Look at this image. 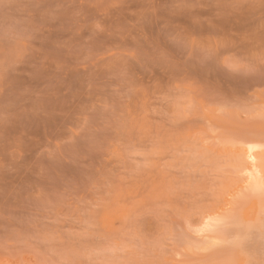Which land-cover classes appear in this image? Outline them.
<instances>
[{
    "label": "rangeland",
    "instance_id": "obj_1",
    "mask_svg": "<svg viewBox=\"0 0 264 264\" xmlns=\"http://www.w3.org/2000/svg\"><path fill=\"white\" fill-rule=\"evenodd\" d=\"M262 70L264 0H0V264H262Z\"/></svg>",
    "mask_w": 264,
    "mask_h": 264
},
{
    "label": "snow or ice",
    "instance_id": "obj_2",
    "mask_svg": "<svg viewBox=\"0 0 264 264\" xmlns=\"http://www.w3.org/2000/svg\"><path fill=\"white\" fill-rule=\"evenodd\" d=\"M204 67L210 69L211 65L206 62L204 64ZM172 71H174L175 73L179 74V73H182V72L189 71V68H188L187 64H185L182 61H179L172 67ZM260 82L264 83V70L261 71ZM262 264H264V262H262Z\"/></svg>",
    "mask_w": 264,
    "mask_h": 264
},
{
    "label": "bare ground",
    "instance_id": "obj_3",
    "mask_svg": "<svg viewBox=\"0 0 264 264\" xmlns=\"http://www.w3.org/2000/svg\"><path fill=\"white\" fill-rule=\"evenodd\" d=\"M252 148V147H251ZM250 147H249V149H251ZM252 150V149H251ZM250 152V151H249ZM246 161L247 162H249L250 164H252L253 163V156L251 155V154H247L246 153ZM244 159V158H243ZM252 162V163H251ZM252 168V167H251Z\"/></svg>",
    "mask_w": 264,
    "mask_h": 264
}]
</instances>
